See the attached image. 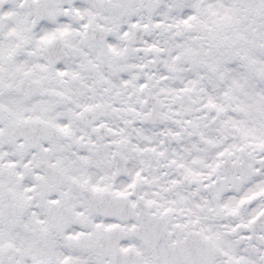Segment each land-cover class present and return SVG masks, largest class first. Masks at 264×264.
<instances>
[{
  "label": "snow or ice",
  "instance_id": "1",
  "mask_svg": "<svg viewBox=\"0 0 264 264\" xmlns=\"http://www.w3.org/2000/svg\"><path fill=\"white\" fill-rule=\"evenodd\" d=\"M0 264H264V0H0Z\"/></svg>",
  "mask_w": 264,
  "mask_h": 264
}]
</instances>
